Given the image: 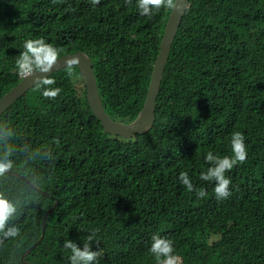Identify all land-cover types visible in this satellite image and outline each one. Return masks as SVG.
<instances>
[{"label":"trees","instance_id":"1","mask_svg":"<svg viewBox=\"0 0 264 264\" xmlns=\"http://www.w3.org/2000/svg\"><path fill=\"white\" fill-rule=\"evenodd\" d=\"M170 13L142 16L137 0H0V98L22 79L15 61L24 43L42 38L60 55L89 54L106 111L130 122L146 99ZM73 71L50 75V87L61 89L55 99L36 83L0 115V159L49 193L0 176V192L17 206L7 227L20 230L0 245V264H29L22 255L44 218L43 239L25 256L34 264H71L65 240L83 247L96 230L97 264H157L154 234L169 236L179 264H264V0L190 1L145 132L107 131L80 67ZM235 131L245 136L247 159L226 173L231 195L217 200L215 181L200 179L211 166L205 156H232Z\"/></svg>","mask_w":264,"mask_h":264},{"label":"clouds","instance_id":"2","mask_svg":"<svg viewBox=\"0 0 264 264\" xmlns=\"http://www.w3.org/2000/svg\"><path fill=\"white\" fill-rule=\"evenodd\" d=\"M56 0H53L55 3ZM130 2V0H126ZM178 0H137V7L142 16H151L154 10L161 8L174 9L177 7ZM92 5L100 4V0H91ZM61 49L46 43L44 39H29L23 45V51L20 52L15 61L18 75L23 78L31 76L36 77L37 84L43 89L42 95L47 99H55L61 92L60 88H52L50 86L56 83L49 73L60 60ZM80 63L79 56L68 57L65 60V67L68 76L74 75V68ZM7 135H11V130H7ZM232 156L220 157L214 155L212 151H208L205 160L211 166L206 172H202L200 179L204 181H215L214 193L217 200L227 199L230 195L231 179L226 175L238 163L242 164L247 159V148L245 144V136L240 131H235L231 137ZM11 154L9 150L8 155ZM13 167V163L7 156L0 159V176H3ZM180 181L187 187L189 191L194 190L189 174L182 171L179 174ZM199 198L203 199L207 196L206 190L203 188L195 189ZM17 211V206L2 192H0V245L4 244L5 239L16 238L20 235V230L16 227H7L9 220ZM97 232L92 231L88 235V242L79 246L74 240H65L63 247L70 250L71 264H97L98 257L101 255L100 249L94 251L92 249V241H96ZM163 237L159 234L152 236L149 251L155 257L157 264H179L180 260L175 254L174 243L169 236Z\"/></svg>","mask_w":264,"mask_h":264},{"label":"water","instance_id":"3","mask_svg":"<svg viewBox=\"0 0 264 264\" xmlns=\"http://www.w3.org/2000/svg\"><path fill=\"white\" fill-rule=\"evenodd\" d=\"M191 0H178L177 7L171 10L169 18L167 20L164 35L161 40L160 51L154 63L153 72L148 87V92L144 104L139 111L138 115L130 122H123L112 118L106 111L100 89L97 82V77L95 74V69L93 65V60L89 54L83 50H77L74 52H69L60 55V60L58 64L54 67L51 73L65 67V60L68 57L79 56L80 63L78 66L81 69L83 79L87 86V99L92 107L95 115L100 119L104 128L114 134H120L125 137L133 136L135 133H141L149 130L154 126L156 120V104L157 98L160 91L162 78L166 69V65L169 60L170 52L175 40L176 34L182 22L184 15L189 7ZM37 83L36 77L31 76L28 78H23L12 88H10L1 98H0V115L9 108L17 99L23 96L32 86ZM8 172L15 174L21 178L28 180L33 184L39 191L48 194V191L42 189L35 182H32L25 174L10 169ZM58 203V199H55L54 203L50 206L49 211L53 210ZM47 215V214H46ZM45 215V217H46ZM46 230V219L44 218L42 223V234L41 236L24 251L22 255L23 261L34 264L25 260V256L30 250H32L40 241H42L44 233Z\"/></svg>","mask_w":264,"mask_h":264},{"label":"rangeland","instance_id":"4","mask_svg":"<svg viewBox=\"0 0 264 264\" xmlns=\"http://www.w3.org/2000/svg\"><path fill=\"white\" fill-rule=\"evenodd\" d=\"M216 238H217V236H214V237H213V239H216Z\"/></svg>","mask_w":264,"mask_h":264}]
</instances>
